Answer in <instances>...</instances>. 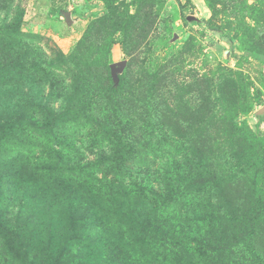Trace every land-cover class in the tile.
Segmentation results:
<instances>
[{
    "label": "rangeland",
    "instance_id": "rangeland-1",
    "mask_svg": "<svg viewBox=\"0 0 264 264\" xmlns=\"http://www.w3.org/2000/svg\"><path fill=\"white\" fill-rule=\"evenodd\" d=\"M0 264H264V0H0Z\"/></svg>",
    "mask_w": 264,
    "mask_h": 264
},
{
    "label": "water",
    "instance_id": "water-1",
    "mask_svg": "<svg viewBox=\"0 0 264 264\" xmlns=\"http://www.w3.org/2000/svg\"><path fill=\"white\" fill-rule=\"evenodd\" d=\"M66 17H67L68 19H70V14L67 13V14H66ZM114 70H115V66L113 65V66H112V71H113V73H114Z\"/></svg>",
    "mask_w": 264,
    "mask_h": 264
}]
</instances>
